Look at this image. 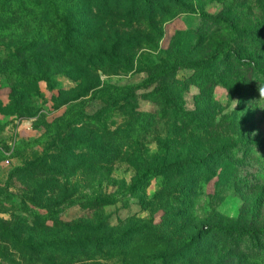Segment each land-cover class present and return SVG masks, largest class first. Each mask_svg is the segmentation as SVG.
<instances>
[{
	"label": "rangeland",
	"instance_id": "obj_1",
	"mask_svg": "<svg viewBox=\"0 0 264 264\" xmlns=\"http://www.w3.org/2000/svg\"><path fill=\"white\" fill-rule=\"evenodd\" d=\"M102 1L0 0V264H264V236L254 254L238 238L264 231V0H155L141 16L122 0L120 20ZM56 14L103 67L33 57L59 44ZM168 64L187 67L151 81ZM129 86L133 101L103 105L101 90ZM164 89L189 114L182 136ZM104 110L112 133L148 118L124 159L87 170L93 154L67 143L82 133L51 126ZM177 158L190 165L132 191L138 163Z\"/></svg>",
	"mask_w": 264,
	"mask_h": 264
},
{
	"label": "trees",
	"instance_id": "obj_2",
	"mask_svg": "<svg viewBox=\"0 0 264 264\" xmlns=\"http://www.w3.org/2000/svg\"><path fill=\"white\" fill-rule=\"evenodd\" d=\"M110 0H103L102 2L109 3ZM122 0H112L111 3H113V12L116 14L112 18L116 20L124 19L122 17H119L121 14H127L126 13V6L128 3L125 4V7H121ZM129 1V0H125ZM131 12L133 16H141L145 15L148 12L144 9L143 5L144 3L149 4L151 2V6L155 5V0H139L141 2L138 3V0H131ZM154 1V2H153ZM106 7H109V5L106 4ZM104 9H101L103 11ZM112 12V13H113ZM111 13V14H112ZM126 16V15H125ZM157 16L154 13L151 14L150 19H154V17ZM59 21V34H57V37L59 38V44H56L55 46H51V50L49 54L51 55L50 58H47L46 56H43V54H36L35 57L38 60H51V64L48 65H62L65 60L68 58L71 60L77 61L80 65H86L87 69L93 67L95 63L93 62L95 59H100V62H98L99 67H103V61L107 60V56H99L97 58L89 57L84 54H80L78 48L74 45V39L71 35V32H69V25L65 20H62L57 14L55 15V21ZM56 25V23H54ZM222 37V36H221ZM20 54H26L28 51L21 50L19 51ZM103 59V61H101ZM109 59V58H108ZM105 63V62H104ZM34 64V63H33ZM38 64V63H36ZM39 65V64H38ZM104 65V64H103ZM45 66V64H43ZM41 66V67H43ZM40 67V66H39ZM187 66L185 64H168V65H161L159 66L158 70L150 72L151 81L153 82H162L167 81L169 79H172L174 76H176L181 70L186 69ZM58 66L55 69V72H57ZM36 79L44 80V78H41L40 76H36ZM138 90L135 87L129 86L124 88H117L113 90L112 93H109L107 90H101L100 94L104 96V99H102L103 105L110 104V102H113V105L116 107L119 103H130V101H133V98L135 97V92ZM161 95V97L157 98L155 96ZM157 95H153L155 97V102L158 104V106L163 108V116L168 115V111H172L170 123H172L173 126V134L174 137L182 136L185 134V131L188 130V120L185 116H188L189 114L184 111L182 108V103L180 101V98L178 96H175L173 93H169L168 90H158ZM110 100V102L108 101ZM107 111L104 110L100 112L98 115L95 116H86L85 112H78L74 113L73 111H70L67 113L64 117L58 119L55 121V123L51 126L53 128L52 130V137H55L56 139H59L58 137L61 134H66L70 132H79L82 133L79 138H74V136L71 134L67 138V143H69L70 147L73 146H79L81 149L84 150V156L85 158L87 155H85L86 152L92 153V160L85 161V165L87 166V170L91 169H107L109 166L113 165L115 162H118L128 154L125 152L126 148L131 145V137L132 135L138 134L139 128L142 126L143 121L141 118H148L147 116L138 115V118L136 116H130L126 122L125 128H118L113 133L109 131L108 129V121L103 118V115L106 114ZM128 117V116H127ZM79 128L74 129V128ZM50 128V127H49ZM51 130V129H50ZM108 139V142L106 143L104 140ZM92 143H95L98 145V147L94 148L92 147ZM135 162H137L135 160ZM190 165V163H185L181 158H177L176 161L166 162V163H159V162H143L137 164V176L134 181V184L132 186V191H140L142 188L149 186L152 182V180L161 177L162 175L166 173H179L180 171L184 170L186 166ZM111 204V203H109ZM231 234H228L227 237H230ZM264 236V231H253L250 233L242 234L240 237L248 236V241L245 244L247 247L249 253H253L254 251H257L260 253L262 251V248L260 244H257L259 237ZM232 236V235H231ZM235 239V238H234ZM241 244V243H240ZM240 244H236L235 248H240ZM58 243L55 242H46L42 243L41 246H44L45 249L53 250L54 246H57ZM254 254V253H253Z\"/></svg>",
	"mask_w": 264,
	"mask_h": 264
},
{
	"label": "clouds",
	"instance_id": "obj_3",
	"mask_svg": "<svg viewBox=\"0 0 264 264\" xmlns=\"http://www.w3.org/2000/svg\"><path fill=\"white\" fill-rule=\"evenodd\" d=\"M261 95L264 96V88L261 89Z\"/></svg>",
	"mask_w": 264,
	"mask_h": 264
}]
</instances>
